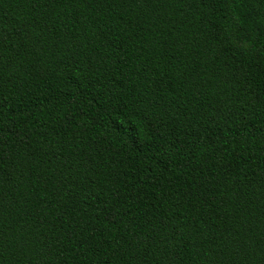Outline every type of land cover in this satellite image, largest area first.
Segmentation results:
<instances>
[{
    "label": "trees",
    "instance_id": "obj_1",
    "mask_svg": "<svg viewBox=\"0 0 264 264\" xmlns=\"http://www.w3.org/2000/svg\"><path fill=\"white\" fill-rule=\"evenodd\" d=\"M0 264H264V0H0Z\"/></svg>",
    "mask_w": 264,
    "mask_h": 264
}]
</instances>
